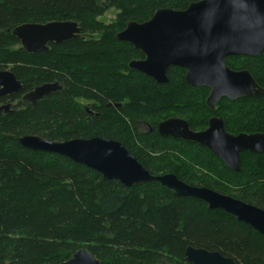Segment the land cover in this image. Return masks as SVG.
<instances>
[{
    "label": "trees",
    "instance_id": "1",
    "mask_svg": "<svg viewBox=\"0 0 264 264\" xmlns=\"http://www.w3.org/2000/svg\"><path fill=\"white\" fill-rule=\"evenodd\" d=\"M109 1L119 12L105 25L98 21L104 12L98 0H0V70L10 69L22 84L9 97L18 100L14 111H0V264H59L80 248L99 264H189L188 246L218 252L234 264H264V236L221 210L175 197L156 181L125 187L63 156L18 143L25 135L57 142L102 136L122 143L152 175L173 173L189 185L264 208V153H244L240 171L232 172L205 148L129 127L132 118L155 125L182 100L194 112L193 126L205 127L211 113L221 115L228 130L264 132V97L222 100L219 112H210L204 105L208 90L187 86L183 75L169 73L170 85L158 87L125 71L135 51L114 36L127 21L150 18L161 7L184 9L197 0ZM66 20L77 22L83 34H101L100 39H72L29 53L12 34L25 23ZM226 64L247 69L264 88V52L229 57ZM52 81H59L62 91L34 105L21 100ZM83 102H91L99 116L86 118Z\"/></svg>",
    "mask_w": 264,
    "mask_h": 264
},
{
    "label": "water",
    "instance_id": "2",
    "mask_svg": "<svg viewBox=\"0 0 264 264\" xmlns=\"http://www.w3.org/2000/svg\"><path fill=\"white\" fill-rule=\"evenodd\" d=\"M79 33L73 21L25 23L12 30L29 53H41L47 50L48 43L58 44ZM116 39L129 42L146 54L144 61H133L129 66L159 83L167 82V65L185 67L187 84L210 89L206 102L211 108L221 97L235 100L264 96V88L259 87L247 71H232L225 64L227 56L257 57L264 51V0H201L184 11L158 9L145 23L128 22L125 29L116 34ZM61 89L58 82L44 83L24 93L22 100L34 105ZM21 90V82L10 69L0 70V97ZM10 107L5 104L0 110L8 113ZM157 131L161 136L206 147L235 172L240 171L241 152H264V134L230 135L221 118H212L209 127L201 132L190 131L186 122L178 119L161 122ZM18 143L33 151L63 156L125 187L156 181L175 197L204 201L209 210H221L264 236V210L209 188L188 185L171 173L152 175L118 141L95 136L57 142L25 135L18 138ZM184 256L190 264H234L232 259L218 252L192 246L186 247ZM59 264H99V261L87 249L80 248Z\"/></svg>",
    "mask_w": 264,
    "mask_h": 264
},
{
    "label": "flooded vegetation",
    "instance_id": "3",
    "mask_svg": "<svg viewBox=\"0 0 264 264\" xmlns=\"http://www.w3.org/2000/svg\"><path fill=\"white\" fill-rule=\"evenodd\" d=\"M199 1H201V0H197V1H193V2H191V3H189L188 5H187V7L186 8H184V9H173V8H171V7H161V8H158V9H172V10H175V11H184V10H186L187 8H188V6L190 5V4H192V3H197V2H199ZM109 0H98V3L100 4V6H101V8L103 9V14L109 9V8H115L116 10H117V13L115 14V17H114V19L113 20H111L109 23H104L102 20H99V18L103 15H101V16H99L98 17V21H100V22H102V23H104L105 25H107V24H110V23H112L116 18H117V14H118V9L115 7V6H113V5H110L109 4ZM158 9H156V10H158ZM155 10V11H156ZM154 11V12H155ZM154 12H153V14H154ZM152 14V15H153ZM152 15H151V17H152ZM150 17V18H151ZM150 18H147V19H145V20H142V21H133V22H136V23H138V24H142V23H145V22H147V21H149L150 20ZM66 21H73V20H66ZM51 22H53V21H51ZM57 22H63V21H57ZM73 22H75V21H73ZM128 22H130V21H127L126 23H125V26H124V28L122 29V30H120L119 32H121V31H123L124 29H125V27H126V24L128 23ZM76 24H77V26H78V28L80 29V33L78 34V36L77 37H75V38H72V39H80V38H83L84 40H86V41H98L99 39H100V35L101 34H83V33H81V28H80V26H79V24L77 23V22H75ZM39 24H44V23H39ZM119 32H117L116 34H118ZM116 34H115V36H114V38H115V40L116 41H118V42H121V43H124V44H127V45H129L135 52V56L134 57H132V58H130L129 60H128V62H127V69L125 70V71H128V72H134V73H140V74H142L141 72H139V71H137V70H135V69H132V68H130V66H129V64L131 63V62H133V61H144L146 58H147V56H146V54L141 50V49H138V48H135L134 47V45H132L131 43H129V42H126V41H119V40H117L116 39ZM72 39H69V40H72ZM65 41H68V40H65ZM64 42V41H63ZM63 42H61V43H63ZM61 43H48L47 44V50H49V48H50V45L51 44H54V45H59V44H61ZM46 50V51H47ZM44 52V51H43ZM264 52V51H263ZM262 53V52H261ZM260 53V54H261ZM259 54V55H260ZM258 55V56H259ZM257 56V57H258ZM229 57H248V58H256V57H252V56H245V55H233V56H227V57H225V64H226V59L227 58H229ZM226 66H227V64H226ZM228 67V66H227ZM230 70H232V71H247L249 74H250V72L247 70V69H231L230 67H228ZM165 73H166V77H167V82H165V83H159V82H157V81H155L154 79H152V78H149V77H147V76H145L144 74H142V75H144L145 77H147V78H149V79H151L158 87H163V86H166V85H170V84H168L169 83V73L170 74H172V73H175V74H177V75H183V78H184V82H185V84L187 85V86H189V87H191V88H194V89H203V88H206L207 90H208V93H207V95H206V97H205V99H204V105L207 107V109L210 111V112H215L216 111V113H218L219 112V110H220V103H221V101L222 100H227V101H229V102H236L237 100H240V99H243V98H247V99H259V98H261V97H251V96H248V97H241V98H237V99H235V100H231V99H229V98H227V97H221L219 100H217L215 103H214V106H213V108H211V107H209L208 105H207V97L209 96V94H210V89L209 88H207V87H204V86H202V87H193V86H190L189 84H187V82H186V80H185V76H186V73H187V69L185 68V67H182V66H179V65H171V64H169V65H167L166 66V71H165ZM251 75V74H250ZM251 77H252V75H251ZM253 78V77H252ZM255 81V80H254ZM53 82H58L60 85H61V83L59 82V81H52V82H47V83H53ZM256 82V81H255ZM44 84V83H43ZM257 84V83H256ZM258 85V84H257ZM259 86V85H258ZM61 87H62V89H63V86L61 85ZM259 87H261V86H259ZM261 88H263V87H261ZM62 89H61V91H62ZM57 92H60V91H57ZM19 93V92H18ZM54 93V92H53ZM52 93V94H53ZM14 94H17V93H14ZM14 94H12V95H8V96H1L0 98H5L6 100H4L3 102H1L0 103V107L2 106V105H5V104H10L11 105V107H10V112H12V111H14V109H15V107L17 106V104H18V100H14V101H12V100H10L9 99V97H11V96H13ZM23 95V94H22ZM22 95H21V100H22ZM51 95V94H50ZM47 97V96H46ZM264 97V96H263ZM15 101H17V103H14ZM23 101V100H22ZM83 106H82V108L84 109V112L86 113V118H91V117H96V116H99L98 114L99 113H97L96 111H94L93 109H91V107H92V103L91 102H83V104H82ZM110 105H112L114 108H118V107H120L121 106V104L120 103H115V104H112V103H107L105 106H110ZM190 106L191 105H189V103H184L182 100H179V101H177V102H175L174 104H172L170 107H168V109H169V111L170 112H168L167 113V115L163 118V119H161V120H159L155 125H153L150 121H148V120H143V119H138V118H132L130 121H129V127H130V129H131V131L132 132H136L137 134H143V135H145V134H152V133H155L156 135H158V137L159 138H165V139H167V140H174V141H181V142H184V143H191V144H195V145H198V146H200V147H202V148H205V149H207L206 147H204V146H201V145H199V144H197V143H194V142H187V141H184V140H181V139H174V138H172V137H170V136H161L159 133H158V131H157V129H158V125L161 123V122H164V121H166V120H170V119H178V120H183V121H185L186 122V124H187V126H188V129L190 130V131H192V132H201V131H204V130H206L208 127H209V122H210V120L212 119V118H215V119H222V121H223V125H224V129H225V131H226V133H228V134H230V135H233V136H236V135H238V134H257V133H259V134H264V132H260V131H258V132H253V131H251V130H247V129H245V130H233V131H231V130H228L227 128H226V126H225V120H224V118L221 116V115H215V114H209L208 115V118H207V123H206V126L205 127H203V125L202 124H198V126H193L192 124L195 122V121H192V116H193V114H194V112H191L190 111ZM196 108V107H195ZM2 111H3V109H1ZM0 110V111H1ZM193 122V123H192ZM247 126H249V124L247 125ZM160 139V140H161ZM159 148V147H158ZM210 153H212L209 149H207ZM244 153H249V154H252V155H261V154H255V153H253V152H250V151H243V152H241V154H240V169H241V156L244 154ZM264 153V152H263ZM132 154V153H131ZM213 154V153H212ZM134 155V154H133ZM214 155V154H213ZM135 156V155H134ZM215 156V155H214ZM136 157V156H135ZM216 157V156H215ZM216 158H218V157H216ZM137 159V158H136ZM219 159V158H218ZM138 160V159H137ZM220 160V159H219ZM139 162V161H138ZM220 162H222L221 160H220ZM140 163V162H139ZM223 163V162H222ZM141 164V163H140ZM142 165V164H141ZM223 165L227 168V169H229L224 163H223ZM143 166V165H142ZM144 167V166H143ZM145 168V167H144ZM230 171H232L231 169H229ZM232 172H235V171H232ZM164 174H168V173H164ZM164 174H159V175H164ZM171 174H173V173H171ZM176 176V175H175ZM177 177V176H176ZM178 178V177H177ZM179 179V178H178ZM180 180V179H179ZM213 180H216V179H214V178H212V181ZM185 183V182H184ZM210 183V182H209ZM187 184V183H186ZM189 185V184H188ZM191 186H197L196 184L195 185H191ZM197 187H204V188H209V187H206V186H197ZM209 189H211V190H213L212 188H209ZM213 191H216V190H213ZM216 192H218V191H216ZM218 193H220V192H218ZM220 194H223V193H220ZM223 195H227V196H230V197H232V198H235V197H233L232 195H228V194H223ZM235 199H237V200H240V199H238V198H235ZM201 201V200H200ZM241 201V200H240ZM202 202H204V201H202ZM243 202V201H242ZM205 203V202H204ZM244 203H247V202H244ZM206 204V203H205ZM247 204H250V205H252V206H254V207H257V208H260V209H262V210H264V208H262V207H259V206H256V205H254V204H251V203H247ZM206 206H207V204H206ZM207 208H208V206H207ZM211 252H215V251H211ZM223 256V255H222ZM225 257V256H224ZM184 258H185V256H184ZM227 258H229V257H227ZM231 259V258H230ZM186 261V260H185ZM187 262V261H186ZM167 263H169V262H167ZM188 263V262H187ZM172 264V263H171ZM190 264V263H189Z\"/></svg>",
    "mask_w": 264,
    "mask_h": 264
},
{
    "label": "rangeland",
    "instance_id": "4",
    "mask_svg": "<svg viewBox=\"0 0 264 264\" xmlns=\"http://www.w3.org/2000/svg\"><path fill=\"white\" fill-rule=\"evenodd\" d=\"M117 13V10L115 8H109L100 18L99 20H102L104 23H109L111 20L114 19L115 14ZM9 68V67H8ZM14 103H17L15 101Z\"/></svg>",
    "mask_w": 264,
    "mask_h": 264
}]
</instances>
